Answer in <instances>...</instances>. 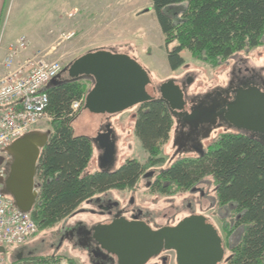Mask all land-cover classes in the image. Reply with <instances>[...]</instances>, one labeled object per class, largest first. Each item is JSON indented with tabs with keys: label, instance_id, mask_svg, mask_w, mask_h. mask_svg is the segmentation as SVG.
I'll use <instances>...</instances> for the list:
<instances>
[{
	"label": "trees",
	"instance_id": "obj_1",
	"mask_svg": "<svg viewBox=\"0 0 264 264\" xmlns=\"http://www.w3.org/2000/svg\"><path fill=\"white\" fill-rule=\"evenodd\" d=\"M150 2L171 71L183 66V50L191 60L216 67L263 43L264 0ZM91 87L81 80H59L46 89L52 130L38 160L39 191L31 211L39 229L54 226L99 194L133 189L143 169L163 161L162 147L174 119L168 105L157 98L140 104L134 120L133 134L147 152L145 165L128 158L114 170H89L93 143L73 134L70 105ZM206 177L214 181L218 208L227 210L221 223L227 263L264 264V144L241 132L222 133L202 154L179 157L159 170L151 188L175 195L194 189Z\"/></svg>",
	"mask_w": 264,
	"mask_h": 264
},
{
	"label": "rangeland",
	"instance_id": "obj_2",
	"mask_svg": "<svg viewBox=\"0 0 264 264\" xmlns=\"http://www.w3.org/2000/svg\"><path fill=\"white\" fill-rule=\"evenodd\" d=\"M74 11L73 16H69V13ZM2 27L3 34L6 33L5 36L12 40L20 35L28 38L30 44L22 53L23 57L40 53L49 60H59L62 67H65L89 50L109 48L133 57L149 73L155 85L172 78L179 84H186L189 97L222 85L236 65L253 67L260 74L264 71V38L260 46L239 52L216 67L191 60L190 53L183 50V66L177 71H171L166 59L163 35L150 0H11L10 6L5 10ZM71 30L75 31V36L71 39L60 37L62 33ZM238 59L247 62L239 64ZM68 77V72H64L59 80H66ZM81 81L86 85L91 84L87 79ZM140 107L137 105L122 112L105 114L90 111L82 104L70 121L72 132L92 140L104 124H110L116 136L112 169L118 168L128 158L136 159L144 166L147 152L133 134L136 112ZM174 127L173 122L170 138L162 147L163 161L143 169L144 173L154 171L153 178V175L141 176L133 189L110 190L98 196L109 198L118 207H125L129 211L131 207L141 209L155 225L166 224L170 220L177 222L189 214L207 215L225 241L221 223L222 218L227 216V210L219 209L215 202V184L212 177L204 178L195 186V190L178 192L175 195H162L151 188L157 172L166 168L174 159L195 156L196 151L193 148L176 149L179 141L173 140ZM34 130H52L48 113ZM223 130L216 129L201 137L198 144L200 149L204 144L206 147L213 142ZM95 158L93 145L89 170L99 168ZM147 181L152 183L149 188ZM132 198L134 201L130 205ZM93 209L99 210V207L84 201L74 214L72 213L74 216L71 214L72 217H66L50 228H38L37 233L21 245H8L12 251L6 254L7 260L12 264L26 261L38 264H92L86 249L79 247L77 237H74L73 243L72 240H64L59 248L58 246L63 229L72 226L77 220L95 222L103 218L97 213H92ZM17 254L22 257H17ZM228 256L227 248L224 260L219 264H228Z\"/></svg>",
	"mask_w": 264,
	"mask_h": 264
},
{
	"label": "water",
	"instance_id": "obj_3",
	"mask_svg": "<svg viewBox=\"0 0 264 264\" xmlns=\"http://www.w3.org/2000/svg\"><path fill=\"white\" fill-rule=\"evenodd\" d=\"M71 80L90 79L84 107L96 113L113 114L146 101H164L175 118L185 107L182 87L175 79L155 85L149 73L131 56L107 49L88 51L68 65ZM54 78L49 85L58 83ZM227 117L237 130L264 134V92L257 87L237 93L228 107ZM178 121V120H177ZM110 124L91 140L101 151L97 157L99 170H112L115 161V141ZM49 131H30L15 139L4 152V177H0V192L9 195L15 206L24 212L33 209L36 201L34 177L41 150ZM204 149L197 150L202 154ZM3 156L0 155V165ZM154 171L144 173L150 177ZM195 190V189H194ZM133 199H131L132 201ZM91 236L100 249L116 258V264H145L162 248L176 252L177 264H218L224 254L217 229L204 215L192 214L173 226L152 229L142 221L114 218L110 223L91 228ZM0 247V253H4Z\"/></svg>",
	"mask_w": 264,
	"mask_h": 264
},
{
	"label": "flooded vegetation",
	"instance_id": "obj_4",
	"mask_svg": "<svg viewBox=\"0 0 264 264\" xmlns=\"http://www.w3.org/2000/svg\"><path fill=\"white\" fill-rule=\"evenodd\" d=\"M102 49V48H101ZM109 50V48H104ZM96 50V49H95ZM233 58V57H232ZM240 61V62H239ZM239 64H245V60L238 59ZM264 70V69H263ZM64 72H68V66L62 67L61 71L57 75L56 79H61V76ZM85 79V78H84ZM66 80H71L70 76ZM90 82V79L87 78ZM176 83L177 80L175 79ZM179 84V83H178ZM157 86V85H156ZM183 89L185 107L182 110L177 111V115L174 119V132L173 140L179 141L176 149H181L183 147L193 148L196 151L200 149L199 140L201 137L207 136L211 131L216 129H224L225 132H241L252 138H255L264 144V134L258 133L256 131H244L237 130L234 122H232L228 117V107L231 102L236 97L237 93L242 90H247L248 88L257 87L262 92H264V71L260 74L250 66L247 65H236L232 69L226 81L215 88L199 94H194L192 97H189L186 89V84H179ZM84 106V103H83ZM172 114V113H171ZM173 116V115H172ZM178 120V121H177ZM105 124L98 131H105ZM114 134V132H112ZM222 134V133H221ZM219 136V135H218ZM217 136V137H218ZM114 141L116 147V136L114 134ZM205 148V144L203 149ZM144 175L142 172L141 176ZM140 176V177H141ZM154 177V174L151 178ZM147 188L151 186V182L147 181ZM133 199V198H132ZM131 201V200H130ZM134 199L130 202V205L133 204ZM86 202L90 204H95L99 207V210H91L92 213H97L103 217L100 221L93 222L92 220H77L72 226L66 227L61 233L59 246L63 241H69L72 243L74 237H77L76 240L79 243V247L86 249V254L89 257L92 264H116L115 256L107 254L104 250L100 249L99 246L95 243L91 236V228L97 224H107L110 223L114 218L123 217L128 221H142L149 225L152 229H158L163 226H173L177 222H168L162 225H155L152 219L148 218L146 214L142 212L141 209L137 207H131L129 211L125 207H118L112 200L106 197H93ZM74 214V213H73ZM72 214V215H73ZM199 214V213H195ZM190 215V214H189ZM187 215V216H189ZM200 215V214H199ZM204 215V214H201ZM71 216V215H70ZM68 216V217H70ZM74 216V215H73ZM185 216V217H187ZM211 224L212 220L204 215ZM72 217V216H71ZM183 217V218H185ZM182 218V219H183ZM150 222V223H148ZM214 225V224H213ZM216 228V226L214 225ZM217 229V228H216ZM218 235L221 237L223 242L224 254L220 262L224 260L226 247L224 245V239L220 235L217 229ZM21 252H23L21 250ZM22 257L20 254H17V257ZM228 261V257L226 262ZM219 262V263H220ZM218 263V264H219ZM145 264H177L176 261V252L171 249L162 248L161 251L150 257Z\"/></svg>",
	"mask_w": 264,
	"mask_h": 264
},
{
	"label": "built area",
	"instance_id": "obj_5",
	"mask_svg": "<svg viewBox=\"0 0 264 264\" xmlns=\"http://www.w3.org/2000/svg\"><path fill=\"white\" fill-rule=\"evenodd\" d=\"M74 12L69 13L73 16ZM75 31L62 33V39H71ZM29 40L20 35L11 41L0 55V152L15 139L35 129L47 112L48 84L62 69L59 60H49L38 53L23 57L29 47ZM83 97L71 103V114L81 107ZM5 169L0 168V177ZM35 193L38 184L34 178ZM38 231L31 212L18 209L13 199L0 192V247L21 245L30 240ZM0 264L10 263L5 254L0 253ZM19 264H38L33 262Z\"/></svg>",
	"mask_w": 264,
	"mask_h": 264
},
{
	"label": "crops",
	"instance_id": "obj_6",
	"mask_svg": "<svg viewBox=\"0 0 264 264\" xmlns=\"http://www.w3.org/2000/svg\"><path fill=\"white\" fill-rule=\"evenodd\" d=\"M10 2L11 0H0V55L5 51L6 49V46L11 42L13 41L12 38H9V36H5V34H3V27H2V19H3V16L5 14V10H6V7L7 6H10ZM17 38V37H16ZM101 154V151H99L98 149H96V147L94 146V155H95V159H96V162H97V157L98 155ZM95 169L93 170H90V171H94ZM7 247V246H6ZM5 249V252L4 254L8 255V252L10 253L12 251L11 248L7 247V248H4Z\"/></svg>",
	"mask_w": 264,
	"mask_h": 264
}]
</instances>
